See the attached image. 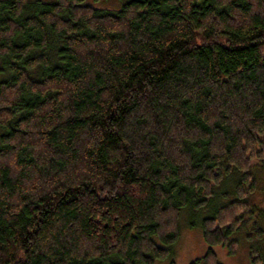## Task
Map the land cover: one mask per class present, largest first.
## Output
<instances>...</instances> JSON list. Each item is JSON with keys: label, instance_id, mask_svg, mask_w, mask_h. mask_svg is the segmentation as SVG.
Listing matches in <instances>:
<instances>
[{"label": "trees", "instance_id": "trees-1", "mask_svg": "<svg viewBox=\"0 0 264 264\" xmlns=\"http://www.w3.org/2000/svg\"><path fill=\"white\" fill-rule=\"evenodd\" d=\"M118 1L0 0V264H175L185 210L221 264L255 213L264 0Z\"/></svg>", "mask_w": 264, "mask_h": 264}, {"label": "rangeland", "instance_id": "rangeland-1", "mask_svg": "<svg viewBox=\"0 0 264 264\" xmlns=\"http://www.w3.org/2000/svg\"><path fill=\"white\" fill-rule=\"evenodd\" d=\"M88 3L92 6H101L111 10L120 7L118 0H108L101 3L100 6L93 3V0H88ZM251 167V180L244 181L242 178H238V175L226 176L215 190V193L222 197L224 194H228V191H231L235 184L241 183L245 192L244 198L255 209L253 216L250 217V213H248L249 219L245 218L244 226L240 225L235 232L227 237L225 245L212 248L221 264H256L252 261L255 257H261L263 260L262 263L257 264H264V235L259 233V230L263 228L260 226V221L264 217V167L260 166V162L256 160L251 162ZM218 199L215 203L219 202ZM220 200L221 203L225 202V200L224 202L222 199ZM259 211H263V216H259ZM200 214L197 212L189 213L186 210L181 213L180 235L173 247L175 264H189L208 251L209 246L204 242L200 231L196 228L191 229L188 225L189 222L199 219ZM229 244H232L233 252L231 253L228 249ZM157 264H169V262L164 261Z\"/></svg>", "mask_w": 264, "mask_h": 264}]
</instances>
